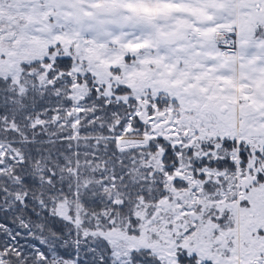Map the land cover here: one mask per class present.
<instances>
[{
    "label": "snow or ice",
    "instance_id": "snow-or-ice-1",
    "mask_svg": "<svg viewBox=\"0 0 264 264\" xmlns=\"http://www.w3.org/2000/svg\"><path fill=\"white\" fill-rule=\"evenodd\" d=\"M0 264H264V0H0Z\"/></svg>",
    "mask_w": 264,
    "mask_h": 264
}]
</instances>
